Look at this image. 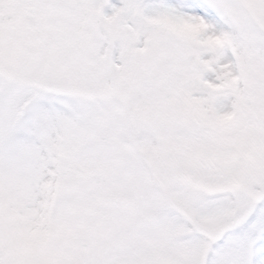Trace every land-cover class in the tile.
Instances as JSON below:
<instances>
[{"label":"snow or ice","instance_id":"6c2138e0","mask_svg":"<svg viewBox=\"0 0 264 264\" xmlns=\"http://www.w3.org/2000/svg\"><path fill=\"white\" fill-rule=\"evenodd\" d=\"M0 264H264V0H0Z\"/></svg>","mask_w":264,"mask_h":264},{"label":"rangeland","instance_id":"374dc122","mask_svg":"<svg viewBox=\"0 0 264 264\" xmlns=\"http://www.w3.org/2000/svg\"><path fill=\"white\" fill-rule=\"evenodd\" d=\"M220 62L221 63H228V64H230V66H232L233 71H235V67H234V56H233V54H232V52H231L230 49L225 48L223 50V56H222ZM205 75H206V73H205ZM214 75L215 74L211 72L210 78H212V81L213 82H215ZM231 99H232L231 97H227V98H224V99L221 100V103L224 106V110H230Z\"/></svg>","mask_w":264,"mask_h":264},{"label":"clouds","instance_id":"9594fccd","mask_svg":"<svg viewBox=\"0 0 264 264\" xmlns=\"http://www.w3.org/2000/svg\"><path fill=\"white\" fill-rule=\"evenodd\" d=\"M224 43H225V41H224L223 36H219V37H216V38L214 39V44H215V46L218 47V48H223ZM226 118H227V119H231V115L227 116Z\"/></svg>","mask_w":264,"mask_h":264}]
</instances>
